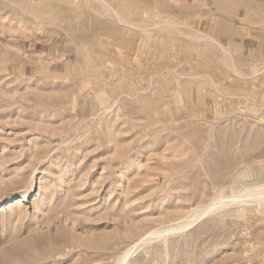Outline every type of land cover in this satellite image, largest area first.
<instances>
[{
	"label": "rangeland",
	"instance_id": "rangeland-1",
	"mask_svg": "<svg viewBox=\"0 0 264 264\" xmlns=\"http://www.w3.org/2000/svg\"><path fill=\"white\" fill-rule=\"evenodd\" d=\"M254 186L264 0H0V264H264Z\"/></svg>",
	"mask_w": 264,
	"mask_h": 264
},
{
	"label": "bare ground",
	"instance_id": "bare-ground-1",
	"mask_svg": "<svg viewBox=\"0 0 264 264\" xmlns=\"http://www.w3.org/2000/svg\"><path fill=\"white\" fill-rule=\"evenodd\" d=\"M143 42V41H142ZM249 191L247 194L244 196L243 194H238V195H233L230 197L229 200H223L220 199L218 202V206H223L230 204L232 202H235L236 204L240 205L241 203H251V202H256L259 206H262L264 203V187H253L248 189ZM245 197H248L250 199H245ZM240 199V200H239ZM238 200V201H237ZM215 207V203H212L211 206H209V210L213 209ZM257 211V210H256ZM204 212L200 213L197 215V218L200 217ZM186 223V222H185ZM184 225H178L175 227L167 228L162 231H153L149 232L148 235H154V236H161L164 232H169L171 230H176V229H181L187 227L191 222H188ZM143 241V240H142ZM140 243V240L136 241L133 245L129 246L119 257L117 264H127L131 263V254L133 249L138 246Z\"/></svg>",
	"mask_w": 264,
	"mask_h": 264
}]
</instances>
